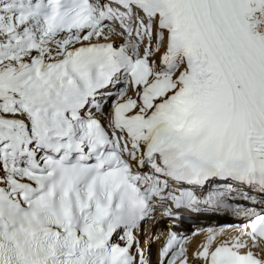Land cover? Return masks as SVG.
Wrapping results in <instances>:
<instances>
[{
    "label": "snow or ice",
    "instance_id": "1",
    "mask_svg": "<svg viewBox=\"0 0 264 264\" xmlns=\"http://www.w3.org/2000/svg\"><path fill=\"white\" fill-rule=\"evenodd\" d=\"M0 264H264V0H0Z\"/></svg>",
    "mask_w": 264,
    "mask_h": 264
},
{
    "label": "bare ground",
    "instance_id": "2",
    "mask_svg": "<svg viewBox=\"0 0 264 264\" xmlns=\"http://www.w3.org/2000/svg\"><path fill=\"white\" fill-rule=\"evenodd\" d=\"M159 226H160L159 223L157 224L156 228L150 227V225H149V226H144L145 233H147L148 235H151V234L154 232V233H156L157 235H160V234H158V228H159ZM161 237H162V236H161ZM145 238H147V237H145ZM155 246H156L155 243H153V244L151 245V247H152V251L154 250V247H155ZM154 254H155V253H153V255H154ZM153 260H154V256H153Z\"/></svg>",
    "mask_w": 264,
    "mask_h": 264
}]
</instances>
